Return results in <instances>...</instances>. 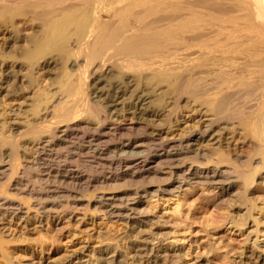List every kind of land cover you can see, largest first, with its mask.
<instances>
[{"label": "bare ground", "instance_id": "bare-ground-1", "mask_svg": "<svg viewBox=\"0 0 264 264\" xmlns=\"http://www.w3.org/2000/svg\"><path fill=\"white\" fill-rule=\"evenodd\" d=\"M21 8L24 10L20 11ZM16 10L24 12V16L30 10L36 22L38 19L42 22H39L42 29L39 38L32 36L26 41L36 60L37 55L42 58L48 44L51 48H61L71 37L73 55L69 52L66 57L80 56L84 68H91L92 72L101 68L106 74H113V82L100 88L87 87L81 80L64 84L63 100L54 112L65 123L57 129L43 128L41 133L46 135L35 143L36 153L77 136L78 129L71 128L67 121L70 116L79 115L78 102L90 106L94 102L101 115H96L94 132L86 138L95 146L105 144L95 151L101 162L116 171L89 174L67 162L62 170L49 167L30 177L27 167L2 164L0 175H7L9 190L25 196L28 205L14 197H0V223L24 221L29 209L33 210L30 218L39 223L43 219L53 224L65 218L82 220L75 212L81 200L72 195L73 191L61 186H40L52 176L74 188L104 189L91 202L92 214L120 218L128 227L141 232L148 220L138 206L153 183L158 185L154 195L171 194L191 185L233 187L235 178L246 188L258 171L250 166L255 163L264 167V0H0V15ZM165 77L182 81L175 88L178 96L184 93L201 98L205 91L211 90L210 98L200 101L207 106V124L201 125L197 133L193 131L180 138H161L159 129L139 138H120L108 144L111 138L126 131L121 124L107 123L108 113L117 118L120 108L124 116H130L138 124L166 117V112L150 108L148 91L154 80ZM205 78L210 79L208 89L203 83ZM125 95L128 102L123 105L121 98ZM89 97L94 101L90 102ZM245 108L248 111L244 112ZM222 118L236 119L245 127L249 144L257 153L256 157L252 155L254 158L245 155L241 156L242 161L236 159L246 166L244 169L219 166L235 161L226 151L237 141L232 136H220L214 129ZM5 144L10 158L16 159L13 143L7 140ZM35 163L33 159L31 166ZM127 184L134 186L121 193L114 192ZM246 212L249 215L251 208ZM251 223L254 225V221ZM250 233L245 231L242 235L252 248L259 242L258 236L252 237ZM142 241L131 247L133 258L148 256L150 249L142 246ZM102 253L96 264H129L114 251ZM86 257L84 254L76 260L86 264L83 260ZM255 258L258 264H264V257Z\"/></svg>", "mask_w": 264, "mask_h": 264}, {"label": "rangeland", "instance_id": "rangeland-1", "mask_svg": "<svg viewBox=\"0 0 264 264\" xmlns=\"http://www.w3.org/2000/svg\"><path fill=\"white\" fill-rule=\"evenodd\" d=\"M16 11L8 12L10 16L5 13L6 18L0 15V166L12 163L27 167L30 177L49 167L62 170L67 162L84 173L115 172L114 168L100 161L95 151L105 144L95 146L86 138L94 132L96 115H101L94 102L92 106L78 102L79 115L69 117L67 123L71 128L78 129L77 136H71L54 148L46 146L36 153L35 143L39 137L46 135L41 133L43 128L57 129L65 123L54 112L63 100L61 89L64 84L81 80L87 87L100 88L104 83L113 82V74H106L101 68L97 72L84 68L82 57L72 56L71 37L61 48H51L53 46L48 44L52 50L44 47L43 50L48 53L43 52L45 56L42 58L35 56L36 60L31 56L34 53L31 54L32 47L26 41L32 36L39 38L42 34H39L42 31L39 24L42 22L39 19L36 22L30 10L28 14L25 11L26 16L24 12L20 15ZM73 25L71 28H74ZM69 52L71 57H66ZM166 79L154 80L148 88L150 108L166 112V117L138 124L130 116H124L120 108L117 118L111 117L107 107L104 109L108 113L107 123L116 122L126 129L111 138L108 144L120 138H139L159 129L161 138H180L193 131L197 133L201 125L207 124V106L200 101L210 98L211 90L205 91L201 98L184 93L178 96L175 88L182 85V81H174L172 77ZM203 83L206 88L209 87L210 79L205 78ZM126 97L121 98L123 105L128 102ZM89 100L94 101L90 97ZM155 104L158 106L155 107ZM246 111L247 108L244 109ZM214 129L220 136H232L237 140L235 145H230L229 152L226 151L235 161L219 165L222 168L244 169L246 166L236 159L242 161L241 156H257L249 144L246 128L236 119L222 118L215 123ZM7 140L13 143L16 159L8 155ZM33 159L36 163L31 166ZM197 161L204 163L203 160ZM250 167L258 171L252 184L246 188L240 179L235 178L233 187L226 184L191 185L171 194L154 195L158 185L153 183L147 197L142 198L138 206L148 220L141 232L134 231L120 218L107 219L92 214L91 202L104 189H78L49 176L40 186H61L73 191L72 195L81 200V204L75 206V212L82 220L65 218L59 224H53L43 219L39 223L30 218L33 210L29 209V217H25L24 221L0 223V264H78L80 261L76 259L84 254L87 255L83 258L86 264H96L104 250L114 251L124 263L129 264H258L255 256L264 257V167L255 163ZM6 176L0 177V197H14L27 206L25 196L15 195L9 190ZM133 186L121 185L114 192L121 193ZM248 207L251 208L249 215L246 212ZM245 231H251L252 237L258 236L259 243L249 247L242 235ZM138 240H143L141 245L150 249L148 256L133 258L131 247Z\"/></svg>", "mask_w": 264, "mask_h": 264}]
</instances>
